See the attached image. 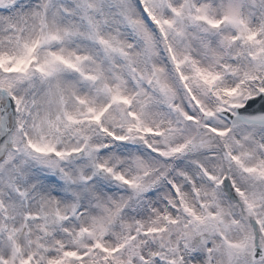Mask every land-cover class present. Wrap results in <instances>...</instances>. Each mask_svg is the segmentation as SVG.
Masks as SVG:
<instances>
[{
    "label": "snow or ice",
    "instance_id": "snow-or-ice-1",
    "mask_svg": "<svg viewBox=\"0 0 264 264\" xmlns=\"http://www.w3.org/2000/svg\"><path fill=\"white\" fill-rule=\"evenodd\" d=\"M0 264H264V0H0Z\"/></svg>",
    "mask_w": 264,
    "mask_h": 264
}]
</instances>
